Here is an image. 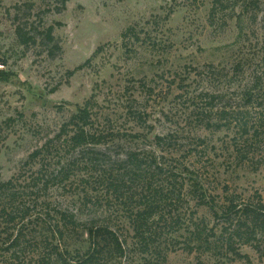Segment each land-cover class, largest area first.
<instances>
[{"label": "rangeland", "instance_id": "374dc122", "mask_svg": "<svg viewBox=\"0 0 264 264\" xmlns=\"http://www.w3.org/2000/svg\"><path fill=\"white\" fill-rule=\"evenodd\" d=\"M256 6L241 21L237 7L211 24V0H69L66 5L62 0H0V182L14 179L19 202L33 214L30 220L55 204L75 210L90 191L99 211L127 240L123 264H144L146 254L128 221L130 198L109 191L82 155L52 147V156L43 158L47 176L59 169V157L72 162L70 176H48L49 182L37 187L40 164L30 161V154L55 141L91 99L98 128L118 135L146 128L150 138L170 136L172 146L166 149L126 139L101 147L112 159L129 148L156 150L174 173L190 166L207 189L208 203H203L188 181L181 189L180 176L161 175V188L169 187L168 201L161 202L166 264H264V235L255 239L262 252L238 242L236 254L216 242L236 217L221 213L229 201L238 205L256 200L257 194L264 198V129L252 137L234 129H206L216 115L201 113L210 102L215 110L242 104L244 86L254 75L264 84V0ZM18 26L36 41L22 44ZM51 26L53 41L44 37ZM237 137L241 153L234 148ZM2 205L8 211L15 206L0 191ZM4 218L0 264H34V223L26 219L14 228ZM21 227V244L7 250ZM69 243L73 249L88 244L81 236Z\"/></svg>", "mask_w": 264, "mask_h": 264}, {"label": "trees", "instance_id": "16d2710c", "mask_svg": "<svg viewBox=\"0 0 264 264\" xmlns=\"http://www.w3.org/2000/svg\"><path fill=\"white\" fill-rule=\"evenodd\" d=\"M62 1L66 5L69 0ZM257 1L211 0L209 20L211 24H214L228 11H236L237 7H240L238 20L241 21L242 14H248L257 7ZM17 34L22 44L29 45L31 41H36V36L24 32L21 26L17 27ZM44 37L51 41L55 39L52 26L46 30ZM207 95L210 96V93L208 92ZM215 98L216 96H212V101ZM242 99L244 101L242 104H229L217 110L210 102V106L201 110V113L212 112L216 116L209 118L204 127L210 130L234 129L243 137L258 135L260 130L264 129V84L260 83L258 76L254 75L252 80L244 86ZM94 107L93 100L85 101L70 121L62 127L55 141L47 140L30 154V161L40 164L37 171V187H40V183L49 182L50 178L66 179L70 176L72 162H67L68 160L65 162L62 157L57 160L56 168L59 169L53 171L51 175L48 174L50 178L47 176L49 168L43 158L52 156L53 153L50 154L52 147L55 146L56 150L60 148V151L68 147L69 151L82 155L86 165L92 171L99 173L107 183L109 191L118 194L120 198H130L132 204L128 221L135 238L143 246V254H146L144 264H166L168 249L161 245V202L168 201L169 187L161 188V175L170 173L180 176L183 179L181 189L185 187L184 181H188L190 191L197 194L203 203H208L207 189L201 182L200 176L190 166H179L174 173V170L164 162V156L159 155L156 150H146L145 147L129 148L112 159L101 147L126 139L147 143L150 141L153 148L166 149L172 146L170 136L154 134L150 138L152 131L146 132V128L122 135H118L114 130L98 128L94 118ZM213 110L216 112L214 113ZM138 125L142 127L141 124L138 123ZM239 139L237 137L235 140L234 148L241 153ZM44 176L48 179L43 182ZM0 191L6 200L15 204L9 211L8 205L0 206V217L6 215L4 219L7 225L14 226L19 222L23 223L26 219H33V214H28L29 207L19 202L20 196L14 187V179L0 182ZM83 195V206L75 210L62 209L55 204L54 207L41 210L35 214L33 221L30 220L34 223L37 232L30 242L34 247V264H108L113 261L116 264H123V258L126 256L124 243L127 240L122 239L117 226L99 211L95 196L90 191H85ZM257 195L256 200L238 205L231 200L226 209H222V214L235 212L236 216L235 220H229L230 228L225 226L216 240L228 251L237 254L236 245L239 242L255 245L258 251L262 252L261 246L255 244V239L258 235H264V198L262 195ZM211 206L215 214L219 215V211L213 204ZM195 234L199 236L201 233L198 235L195 232ZM24 236L21 227L15 237L9 238L10 245L7 250L17 248ZM75 236L86 238L87 246L71 248L69 240ZM238 254L241 256V253Z\"/></svg>", "mask_w": 264, "mask_h": 264}]
</instances>
